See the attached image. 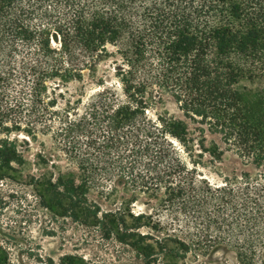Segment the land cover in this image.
Returning <instances> with one entry per match:
<instances>
[{"label": "trees", "instance_id": "obj_1", "mask_svg": "<svg viewBox=\"0 0 264 264\" xmlns=\"http://www.w3.org/2000/svg\"><path fill=\"white\" fill-rule=\"evenodd\" d=\"M107 61L112 81L97 79L85 102L60 94L58 107L56 87ZM164 98L179 117L150 115ZM10 128L49 134L75 168L39 184L44 204L144 264L156 254L148 240L176 258L232 247L251 264L264 247V0H0V129ZM227 153L255 171L209 181L204 163ZM22 160L0 140V180ZM119 182L149 211L102 212L87 198ZM143 228L165 231L155 240Z\"/></svg>", "mask_w": 264, "mask_h": 264}, {"label": "rangeland", "instance_id": "obj_2", "mask_svg": "<svg viewBox=\"0 0 264 264\" xmlns=\"http://www.w3.org/2000/svg\"><path fill=\"white\" fill-rule=\"evenodd\" d=\"M111 66V61L104 62L94 77L85 72L81 82L56 87L58 107H63L60 94L70 101L82 98L85 102L98 90L97 79L112 81ZM49 86L54 87L53 84ZM161 112L180 116L169 98H164L163 104L156 105L150 115ZM207 138L213 139L210 136ZM2 139L14 142L23 159L20 165L13 164L14 171L7 172V176L0 180V248L4 251L3 264H144L143 258L136 251L114 236H106L97 226L83 225L68 217H61L60 211L50 210L44 204L39 184L55 176L59 170L76 172L61 152L57 151L49 134L37 133L31 137L15 128L8 131L0 129ZM201 171L214 183L232 172L253 173L255 169L243 164L232 153H227L220 163H204ZM87 198L96 203L102 212L125 207L137 213L148 212L150 208L146 204L148 198L137 196L133 200L122 182L116 183L112 192L92 187ZM156 216L162 219L161 222L169 221L162 211H158ZM164 231L147 228L140 230L149 233L155 240L161 238ZM146 243L156 249L151 264H240L232 247L219 245L209 253L194 249L176 258L159 253V247L153 241L148 240ZM166 245L169 248L175 247L170 243ZM250 263L264 264V247L257 251Z\"/></svg>", "mask_w": 264, "mask_h": 264}]
</instances>
